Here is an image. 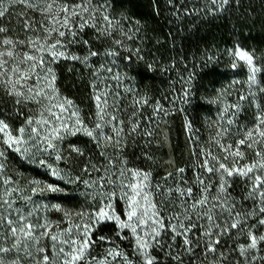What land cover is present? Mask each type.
<instances>
[{"label": "snow or ice", "instance_id": "6c2138e0", "mask_svg": "<svg viewBox=\"0 0 264 264\" xmlns=\"http://www.w3.org/2000/svg\"><path fill=\"white\" fill-rule=\"evenodd\" d=\"M234 2L204 0L186 14L214 19ZM111 7L110 0H0V21L15 18L23 35L0 23V264H264V53L239 43L228 51L230 68L246 79L211 101L219 108L207 143L186 119L193 159L178 166L169 158L156 177L152 166L160 165L150 148L161 141L153 138L163 134L167 142L162 126L184 113L195 74L182 78L172 107L127 85L121 91L118 49L129 54L123 59H143L127 43L140 25L125 28L128 18L113 16ZM86 29L91 42L83 39ZM77 44L85 55L70 50ZM215 60L207 56L203 67ZM62 61L92 70L90 113L61 93L55 66ZM77 136L97 153L65 147ZM138 139L144 144L130 154ZM10 153L58 183L10 173ZM72 164L79 165L75 174ZM72 185L83 190L70 192ZM73 196L88 207H66ZM108 224L110 233L102 230Z\"/></svg>", "mask_w": 264, "mask_h": 264}, {"label": "trees", "instance_id": "16d2710c", "mask_svg": "<svg viewBox=\"0 0 264 264\" xmlns=\"http://www.w3.org/2000/svg\"><path fill=\"white\" fill-rule=\"evenodd\" d=\"M110 3L113 16L128 18L123 21L125 28L134 27L137 21L140 25L135 39L127 43L132 47H139L143 59L135 56L131 61L123 59L129 54L123 49H118L122 59L118 60L116 70L122 74L121 91L127 85L136 89L139 94H146L152 101L158 100L165 106L172 107L169 99L181 94L182 78L187 79L190 73L195 74L190 103L183 105L185 114L174 112L167 117V125L162 126L167 133V142H163V134L153 138L161 141L159 146L154 144L150 148L160 165L152 166L154 176L159 177L167 167L164 161L169 158L175 160L178 166H183L193 159L185 128L186 119L196 128L200 142L207 143L211 132L209 125L216 120L219 108L218 104L211 101L216 99L221 89L227 88L231 81L246 79L244 71L230 68L228 51L239 43L242 47L264 53V0H235L226 13L214 19L186 14V10L193 7L201 8L204 0H173L172 4H169V0H110ZM17 11L24 10L19 8ZM0 23L14 30L10 32L11 35H20V38H23L15 18L12 23H9L7 18ZM83 39L91 42L92 30L86 29ZM93 46L101 47V42L96 41ZM102 46L108 47V44ZM70 50L81 56L87 52L86 47L81 44L72 45ZM207 56H214L216 60L204 68L203 63ZM92 62L95 64L96 58H93ZM149 65H152L154 70L150 69ZM55 67L61 93L73 99L84 113H90L93 110L92 101L89 99L92 70L76 61H62ZM111 83L114 87L115 82ZM234 98L235 96L229 97V100ZM148 109H145L146 114L150 113ZM4 111L7 113L6 106ZM10 123L18 126L21 119L12 115ZM67 143L84 148L86 154L95 155L98 151L86 137H72L65 147ZM143 144L144 140L138 139L137 147H129L128 152L138 153ZM9 157L16 174L56 182L54 178L44 175L43 169L37 170L16 154L10 153ZM83 162L81 158L79 164ZM61 166L64 165L61 163ZM68 167L74 169V174L79 171L78 164ZM81 175L83 176V173ZM73 189L77 192L83 190L82 185H72L68 190L71 192ZM50 199L56 202L52 197ZM66 207L80 210L87 208L88 203L84 197L73 196L71 203ZM111 228L112 225L108 224L104 225L102 230L110 233Z\"/></svg>", "mask_w": 264, "mask_h": 264}, {"label": "rangeland", "instance_id": "374dc122", "mask_svg": "<svg viewBox=\"0 0 264 264\" xmlns=\"http://www.w3.org/2000/svg\"><path fill=\"white\" fill-rule=\"evenodd\" d=\"M111 83V82H110ZM111 85L113 86V83H111ZM149 111H151V109L149 108L148 109ZM27 114V113H26ZM185 114V113H184ZM186 117V116H185ZM187 118V117H186ZM189 120V119H188ZM192 127H193V130L196 132V134H197V130H196V128L194 127V125H192ZM10 158V157H9ZM8 168H9V172L10 173H12V174H16V172H15V169L13 168V165L10 163V160L8 159ZM55 183H58V181H56ZM51 197H46V198H43V199H45L46 201L47 200H51L50 199ZM70 209H72V208H70ZM73 210V209H72ZM49 215H50V217L52 218V219H59V214L58 213H55V212H51V213H49ZM108 233V232H107Z\"/></svg>", "mask_w": 264, "mask_h": 264}]
</instances>
